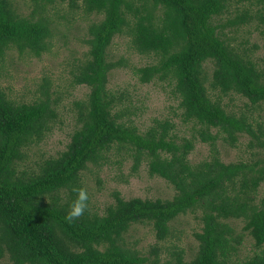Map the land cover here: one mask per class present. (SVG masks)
I'll return each instance as SVG.
<instances>
[{"label": "trees", "instance_id": "trees-1", "mask_svg": "<svg viewBox=\"0 0 264 264\" xmlns=\"http://www.w3.org/2000/svg\"><path fill=\"white\" fill-rule=\"evenodd\" d=\"M30 1L36 19L20 17L11 0H0V58L10 50L36 58L47 51L48 5L66 3L102 19L89 23L85 59L69 71L71 88H89L85 99L71 102L69 142L56 157L36 163V170L18 168L24 150L60 123V97L52 98L43 83L35 101L17 103L0 87V264H264V197L257 198L264 153L224 163L216 149L217 140L234 146L245 135L250 148L264 150L261 122L252 113L228 111L221 100L236 94L253 108L264 106V66L229 36L253 26L264 40V0ZM122 34L139 55L155 56V63L133 68V75L141 84H166L176 117L191 124L190 138L177 140L169 118H155L141 131L131 104L118 108L123 94L114 95L107 84L122 62H110L107 50ZM196 142L208 145L210 154L192 164L188 156ZM112 149L131 158L132 171L146 163L149 176L166 180L175 195L125 200L115 193L103 214L86 207L69 219L80 173L89 164L102 166ZM198 209L202 226L193 234L198 247L190 260L180 248L161 258L158 245L141 255L123 243L134 224L150 226L164 241L170 222ZM238 219L257 249L243 260L235 257L241 239L229 223Z\"/></svg>", "mask_w": 264, "mask_h": 264}, {"label": "rangeland", "instance_id": "rangeland-1", "mask_svg": "<svg viewBox=\"0 0 264 264\" xmlns=\"http://www.w3.org/2000/svg\"><path fill=\"white\" fill-rule=\"evenodd\" d=\"M20 17H30L32 2L30 0H11ZM49 17L50 37L48 49L40 57L19 55L16 51L6 52L0 58V87L7 97L17 103H29L40 97L41 85L49 86L52 98L60 97L58 112L60 123L55 124L50 133L36 145L24 150L25 158L19 165V171L35 169L36 163L49 157H56L65 150L69 136L73 129V100L85 99L89 88L85 85L69 86V71L81 60L85 59L88 46L85 40L88 37L87 27L93 20H101L102 16L86 15L82 9L71 10L66 3H54L47 6L45 13ZM228 17V16H225ZM232 41L241 44L252 52V57L260 66H264V40L252 26H245L236 35L229 33ZM230 38V39H231ZM246 40V41H245ZM256 46V48L254 47ZM241 48V46H240ZM110 62L121 61L122 64L113 69L108 76V90L114 95L123 94L118 108L131 104L136 115L133 118L141 131H144L153 120L171 119L176 127L173 134L178 140L181 137L190 138L191 124H182L176 117V101L167 93L166 84L154 81L150 84H141L133 75V68L143 67L156 62L153 54L139 55L130 43L126 34L114 38L107 50ZM226 109L236 114L252 113L256 122H261L264 132V106L253 108L246 104L244 98L230 94L222 97ZM255 126V124H254ZM248 136H240L234 146L217 140L216 149L219 158L224 163L250 161L260 150L250 148ZM210 148L206 144L196 142L188 156L192 164L208 159ZM107 159L102 166L89 164L85 171L80 173L78 184L87 193V207L92 212L103 214L105 208L114 203V194L118 193L125 200L132 198L170 200L175 195V189L166 180L149 176L146 163H142L136 171H132V160L125 152L112 149L106 154ZM264 197V183L260 185L257 198ZM201 211L187 212L170 222V235L164 241H157L151 227L144 224L132 225L124 234L123 243L126 247L141 255H147L152 246L161 248L160 256L165 257L172 248H180L186 260L193 258L197 251L198 242L193 234L199 232L202 224L199 216ZM233 234L241 239L236 258L243 260L257 252L251 237L242 229L243 219L231 220ZM5 261L2 264H5Z\"/></svg>", "mask_w": 264, "mask_h": 264}, {"label": "clouds", "instance_id": "clouds-1", "mask_svg": "<svg viewBox=\"0 0 264 264\" xmlns=\"http://www.w3.org/2000/svg\"><path fill=\"white\" fill-rule=\"evenodd\" d=\"M73 191L76 192V199L72 202L71 208L67 213L69 219L81 215L87 207V193L82 188H74Z\"/></svg>", "mask_w": 264, "mask_h": 264}]
</instances>
